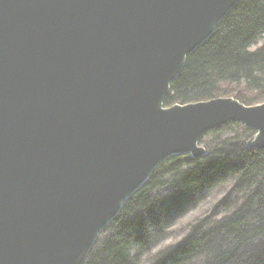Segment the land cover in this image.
<instances>
[{
  "label": "water",
  "instance_id": "obj_1",
  "mask_svg": "<svg viewBox=\"0 0 264 264\" xmlns=\"http://www.w3.org/2000/svg\"><path fill=\"white\" fill-rule=\"evenodd\" d=\"M240 0H0V264H83L154 169L264 103L165 106L188 55Z\"/></svg>",
  "mask_w": 264,
  "mask_h": 264
},
{
  "label": "trees",
  "instance_id": "obj_2",
  "mask_svg": "<svg viewBox=\"0 0 264 264\" xmlns=\"http://www.w3.org/2000/svg\"><path fill=\"white\" fill-rule=\"evenodd\" d=\"M263 37L264 0H240L187 56L165 106L230 96L245 105L264 101V40L250 49ZM254 133L229 122L201 137L200 143L212 137L204 156L175 155L158 164L102 230L83 264H139L144 255L147 264H264V150L248 147ZM216 192L222 196L210 216L188 224L177 242L152 251L181 216Z\"/></svg>",
  "mask_w": 264,
  "mask_h": 264
},
{
  "label": "rangeland",
  "instance_id": "obj_3",
  "mask_svg": "<svg viewBox=\"0 0 264 264\" xmlns=\"http://www.w3.org/2000/svg\"><path fill=\"white\" fill-rule=\"evenodd\" d=\"M264 40L263 38H260L259 41L257 42L256 45L252 46L250 49H254L257 46H259ZM233 89H235L234 91L237 92L238 89L232 87ZM241 90V89H240ZM246 93H250L251 97L254 96V92H247ZM232 97V96H230ZM264 103V101L262 100H258L255 101L254 104L252 105H247V106H255L258 104ZM211 135H206L204 137V141L200 143V145L204 146L208 141L211 140ZM205 147V146H204ZM222 193L220 192H216L213 193L211 196H209V198H207L205 201L201 202L196 208L189 210L188 212H186L183 216H181L175 223L174 225H172V227L170 228V233L167 236V238L165 240H163L162 242H160L152 251L156 252L159 249L171 245L175 242H177L181 236L183 235L186 227L188 224L200 220L206 216H210L211 215V207L213 206V204L219 199L221 198ZM221 213H218L217 215H214L213 218H217L219 217ZM131 254H134V249L131 250ZM148 263V256L144 255L140 258V262L139 264H147Z\"/></svg>",
  "mask_w": 264,
  "mask_h": 264
}]
</instances>
